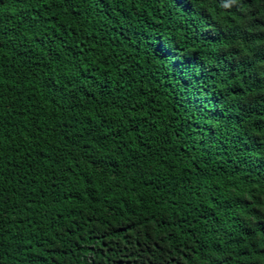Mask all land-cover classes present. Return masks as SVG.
<instances>
[{
	"label": "trees",
	"instance_id": "obj_1",
	"mask_svg": "<svg viewBox=\"0 0 264 264\" xmlns=\"http://www.w3.org/2000/svg\"><path fill=\"white\" fill-rule=\"evenodd\" d=\"M0 264H264V0H0Z\"/></svg>",
	"mask_w": 264,
	"mask_h": 264
}]
</instances>
